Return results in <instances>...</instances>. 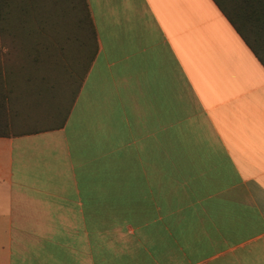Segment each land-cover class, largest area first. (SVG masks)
Masks as SVG:
<instances>
[{"label":"crops","instance_id":"obj_1","mask_svg":"<svg viewBox=\"0 0 264 264\" xmlns=\"http://www.w3.org/2000/svg\"><path fill=\"white\" fill-rule=\"evenodd\" d=\"M64 124L0 137V264H264V67L212 0H86Z\"/></svg>","mask_w":264,"mask_h":264},{"label":"trees","instance_id":"obj_2","mask_svg":"<svg viewBox=\"0 0 264 264\" xmlns=\"http://www.w3.org/2000/svg\"><path fill=\"white\" fill-rule=\"evenodd\" d=\"M264 67V0H212ZM97 51L86 0H0V137L60 128Z\"/></svg>","mask_w":264,"mask_h":264}]
</instances>
